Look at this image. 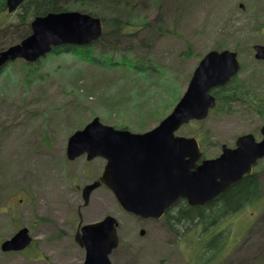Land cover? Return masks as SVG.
Returning a JSON list of instances; mask_svg holds the SVG:
<instances>
[{"label":"rangeland","instance_id":"obj_1","mask_svg":"<svg viewBox=\"0 0 264 264\" xmlns=\"http://www.w3.org/2000/svg\"><path fill=\"white\" fill-rule=\"evenodd\" d=\"M159 3L150 0L146 16L153 24L162 14L171 28L151 52L181 93L207 53L230 50L238 53L243 65L238 79L254 82L264 94V63L254 58L253 51L254 45H264V0H164L162 10ZM81 76L79 83L71 77L53 76L32 87H26L17 70L6 71L0 78V246L23 226L35 240L34 248L25 255L0 250V264H83L85 251L74 240L79 224L97 222L107 215L115 216L120 224V246L111 256L112 264H264V201L227 216L223 229L237 217L238 223L223 233V248L214 246L217 240L210 233L218 232L220 224L210 229L211 217L190 233H184L185 226L177 232L164 220H143L124 212L104 187L95 190L90 204L84 206L82 189L100 176L106 161H88L85 156L68 161L67 141L77 120L81 124L99 117L113 127L127 123V130L138 133L142 123L138 116L144 109L139 110L140 104L133 100L127 120L112 113L111 106L120 103L109 100L107 93L128 87L119 72L86 70ZM166 98L171 102L170 96ZM168 102L161 99L157 104L165 106L167 115L175 106L169 110ZM145 122L144 132L158 125L151 118ZM263 125L260 115L240 112L211 115L203 130L213 141L231 147L244 134L253 133L260 139ZM195 129L199 126L187 125L178 135L197 136ZM45 135L50 142H45ZM256 169L264 173V162ZM260 181L264 192V176ZM208 247L213 254L207 252Z\"/></svg>","mask_w":264,"mask_h":264},{"label":"water","instance_id":"obj_2","mask_svg":"<svg viewBox=\"0 0 264 264\" xmlns=\"http://www.w3.org/2000/svg\"><path fill=\"white\" fill-rule=\"evenodd\" d=\"M25 0H6L10 13ZM103 35L100 18L78 11L37 16L31 23V34L18 44L0 52V72L10 62L23 59L35 63L63 45L85 46ZM255 58L264 60V46L256 45ZM241 64L237 53L211 51L195 69L188 87L172 112L157 127L145 133L116 129L95 117L68 139L66 156L73 161L83 155L91 161L106 160L100 178L83 188L85 205L101 186L112 192L119 206L142 219H160L179 199L190 206L212 202L232 185L252 173L264 158L263 139L252 134L239 137L236 148L223 146V154L197 167L202 154L195 138L176 136L191 121H203L216 107L213 88L225 86L238 74ZM118 220L108 215L103 220L84 225L75 241L86 250L84 264H112L111 255L120 245ZM144 231H142V235ZM32 243L24 227L1 245L3 252H17Z\"/></svg>","mask_w":264,"mask_h":264},{"label":"trees","instance_id":"obj_3","mask_svg":"<svg viewBox=\"0 0 264 264\" xmlns=\"http://www.w3.org/2000/svg\"><path fill=\"white\" fill-rule=\"evenodd\" d=\"M148 4L150 0H25L20 9L11 14L6 0H0V51L29 36L31 22L36 16L81 11L101 18L104 24V34L96 42L85 46L55 47L34 64L17 60L0 73V78L6 71L17 70L18 77L20 76L26 87H32L46 83L47 79L53 76L71 77L79 83L83 81L81 75L86 70L87 72L95 70L101 74L119 72L126 78L128 87L122 92L113 90L107 93L109 100L120 103L119 106L115 104L111 106L112 113H116L121 120H127L126 118L132 114L133 107L130 103L134 100L140 104L139 110L144 109V113L138 116L142 123L137 126L139 132H143L146 129L147 119L151 118L159 122L167 115L165 106H158V101L162 99V103L165 104L169 101L166 97L170 96L172 99L168 103L171 105L169 108L171 110L182 96L181 89L175 85L176 82L170 72L154 60L151 52L159 37L170 33V23L165 22L162 14H159L152 24V19H149L145 13ZM163 4L164 0H160V10L164 7ZM253 83L235 78L227 86L214 90L218 106L212 115L229 116L240 112L244 114L254 112L264 120V94H260ZM80 121L77 120L71 133L87 124L84 120L78 124ZM204 124L205 122L195 124L199 126V129H195L196 135L207 134L203 130ZM127 125V123L115 124L116 128L124 129L128 128ZM44 138H46L45 142H50L49 136L45 135ZM263 193V184L257 176H248L221 195L223 206L210 204L205 207H189L180 203L175 210L167 212L166 222L178 232L179 228L187 227L191 223L192 225H197L198 221L208 223L209 217L213 220L226 218L241 211L246 205L244 202L261 199ZM1 196L5 197V194ZM236 220L237 218L232 223L226 224L224 228L229 231L230 228L235 229L238 223H235ZM224 238L226 236L223 240ZM207 252L213 251L209 248Z\"/></svg>","mask_w":264,"mask_h":264},{"label":"flooded vegetation","instance_id":"obj_4","mask_svg":"<svg viewBox=\"0 0 264 264\" xmlns=\"http://www.w3.org/2000/svg\"><path fill=\"white\" fill-rule=\"evenodd\" d=\"M196 138L198 139L201 151L203 152L202 158L197 163L198 165H201L204 160L217 159L223 154V146L226 145V144H223V142H215V141H213V138H214L213 136L208 134V135L196 136ZM236 141H235L234 146H231L230 148H235L236 147ZM261 162H264V160H261L259 163H261ZM256 168L257 167H254L253 173L251 175H245L243 177V179H245L248 176L256 175L257 178L260 180V176L263 177L264 173H259V171ZM236 184L232 185L229 189H231L233 186H236ZM229 189H227L226 191H228ZM223 193H221L220 196L217 197L216 199H214L212 202L204 205V207L208 206L210 204H213L214 206H223V200H221V198H220ZM263 201H264V197H262L261 199H256L254 201H246V202H244V204L250 205V204H255V203L263 202ZM180 203L189 206V203L186 200L181 199V200L177 201L176 203H174L170 210H175L176 206L179 205ZM201 207H203V206H201ZM228 218H230V217L226 216V218H224V219H223V217L217 218L216 220L213 221V225L210 227V229H211L214 225L220 224V230L218 232L211 231V233H210L211 237L217 240V244L214 245L215 248H218V245L222 246V248H223V233H226V232L228 233V231H229L226 228L223 229V221H226ZM237 222H238V217H237V220L235 221V223H237ZM200 224H202V223L199 222V223H197V225L194 224L192 226L191 225L187 226L186 227V231L184 233H186V234L190 233L192 231V229L195 228V226H198ZM80 227L81 226L79 225L78 230L80 229ZM210 229H209V231H210ZM208 248H210V247H208ZM22 252H24V251H22ZM221 258H223V257H221Z\"/></svg>","mask_w":264,"mask_h":264},{"label":"bare ground","instance_id":"obj_5","mask_svg":"<svg viewBox=\"0 0 264 264\" xmlns=\"http://www.w3.org/2000/svg\"><path fill=\"white\" fill-rule=\"evenodd\" d=\"M219 196H220V195H219ZM219 196H218V197H219Z\"/></svg>","mask_w":264,"mask_h":264}]
</instances>
